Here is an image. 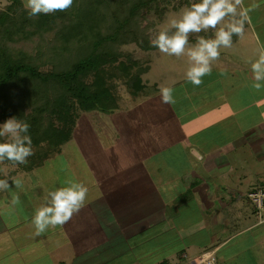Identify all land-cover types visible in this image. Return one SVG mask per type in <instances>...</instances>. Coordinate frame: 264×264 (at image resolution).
<instances>
[{"label":"crops","instance_id":"1","mask_svg":"<svg viewBox=\"0 0 264 264\" xmlns=\"http://www.w3.org/2000/svg\"><path fill=\"white\" fill-rule=\"evenodd\" d=\"M234 58L213 61L218 73L202 79L194 99L189 89L179 92L172 112L145 104L156 89L138 103L118 105L107 124L114 125L111 137L103 120L79 133L81 167L66 172L88 188L84 206L64 225L37 235L31 220L44 203L17 205L1 196L0 247L13 248L20 264H66L71 256L78 264H191L204 253L213 264H228L231 256L241 262L244 252L262 256L264 213L258 215L246 191L264 188V88H253L248 68L239 72L244 81L236 98L215 85V106L212 91L204 96L201 90L218 77L222 86L236 82ZM98 134L102 144L91 152L86 136ZM26 229L32 231L20 233ZM60 239L68 247L56 254Z\"/></svg>","mask_w":264,"mask_h":264},{"label":"rangeland","instance_id":"2","mask_svg":"<svg viewBox=\"0 0 264 264\" xmlns=\"http://www.w3.org/2000/svg\"><path fill=\"white\" fill-rule=\"evenodd\" d=\"M19 1L21 7L25 9L23 7L22 0ZM92 2L93 0H73L72 6L66 11H57L50 14L55 18V21L47 30L38 31V34L33 33L30 37L26 38V40L24 41L25 50L31 54L33 60H40V67L42 69L51 68L56 59L60 60L61 57L65 56V54H75L76 49L80 51V54L83 52V49H81V45L84 39L82 41H77L74 39V41H72L71 43L65 42L63 44L64 48L62 52H55L54 49L58 44H60L61 39L59 33L61 30H64V28H66V25L73 26L78 30L83 29L86 20L92 14ZM192 2H198V0H157L150 4L146 9L136 10L133 13L132 17L129 19L128 27L133 31L146 33L151 40V38L154 37L156 32L165 23L169 15L178 13L183 7L190 5ZM110 3L111 6H109V8L111 10H114V2L111 1ZM242 7L250 9L247 14L248 19L245 20L244 23L243 35L236 37L235 42L232 43V47L220 49V56L223 54L230 57L236 56V58L232 60L234 63H232V70L238 72V74L234 75V77H236V82H233V84L231 83L229 86H225L226 84L224 83V86H222L223 84L221 85V83L223 82V79L218 77L216 79V84L208 83L206 86H203L202 89L199 87V89L204 92V96L207 95L205 93L212 91V93H210V98L213 95V99H215V106L216 97L214 95L216 94H213L215 85H217V88H221L222 90L224 87L225 90L231 91L229 97L236 98L237 88L239 85H241L242 81H244V78L240 80L239 72L244 73L243 71H241V69L245 70L251 68L250 62L255 61L262 53H264V0H243ZM0 9L5 10L9 13H13V3L11 2V0H0ZM239 10L240 9H238V11ZM230 19L231 18H226L220 26H223V24L227 23ZM24 22L28 23L26 20ZM213 31L214 30L210 29L208 32H201L198 34L193 33L190 34L189 37H191V39H194L195 41L198 35L209 38L213 36ZM78 38L79 40H81V37ZM254 39L256 40L255 42ZM5 41H8V39L5 38ZM195 41L193 43L189 42V44H194ZM8 43L13 44L15 47H20L17 41ZM107 48L108 50L113 51L116 54V60L114 62V71L116 76L114 80L117 81L119 89L117 91L120 94L119 105L121 106L133 105L136 103L135 101H137L138 103V100L142 99L146 94H151V92H154L156 89L160 91L163 87H169L173 89V102L169 104V108L167 107L168 104L162 102L160 93L153 98L149 96L145 97V104L149 105L153 112L157 113V108H154L153 105H157V107H159V104H162L163 108H165V110L162 108V112L166 113V111L172 112L173 108L171 107L175 105V103H177V105L179 104L182 97L177 95L179 92L184 91V89H189L186 93H188L190 96L191 94H193V99L194 96H197L201 93L196 88L198 86H195L192 83L188 82L185 77V71L188 67V60L186 56H167L161 53L156 48H139L135 43L128 40L120 41L114 44L109 43ZM37 49H40V52H37ZM126 55L130 59L138 60L141 65L146 63L148 65V69L146 70V72H143L140 75V86L135 90V93H130L128 85L124 84V82L122 81L124 71L123 64L127 61L126 58H128ZM67 56L69 57L72 55ZM43 61L45 62L42 64ZM237 65L238 67L240 66L239 69ZM217 73L218 72H216V70L212 68L210 74L213 75ZM206 76L207 75L202 77V79H205ZM217 88L216 92H218ZM177 97L178 99H176ZM177 105H175V107ZM77 113L78 117L76 120L75 128L73 130L74 133L72 134L75 138H70L73 139L72 142L68 140L64 144L65 147L62 146L57 150L53 149L52 151H50L51 148H48L47 146H45V144L32 145L33 155L27 158V162L25 164H17L14 166V163H10V161H8V163H6L7 161H5V163H0V179H6L9 184V182H11V180H9L11 178V174L13 176L15 175V181H20L19 186L15 184L16 187H14V182L12 186H9L7 189H0V198L1 196L8 195V200L11 197L14 200V198L18 197L17 205L18 203H45V198L48 191L53 190L58 186V188L65 187L67 186V181H73L74 178L71 177V173L66 172V170L76 168L77 164L79 168L81 167L79 160H81L80 158H82V154L79 150V145L76 143V141H79L81 136L79 133L83 132L84 129H93L98 125L97 122L103 120L104 122L106 121L104 125L105 127L103 126L101 128H105L106 130L104 134L106 133L108 135L107 132H109L108 136L111 137L114 127V125L111 124L107 126V124L110 123L111 119H114V110L108 113L99 111H77ZM176 114L178 113L176 112ZM182 121L187 122L185 117L182 119ZM99 136V134L97 138L89 135L86 136V140L91 152V147L93 149H98V145L100 143L102 144L100 140V143L98 142ZM1 141L5 142V138H1ZM99 156L100 155H98V157ZM89 160L90 159H88V162ZM0 203H2V200H0ZM20 211L26 213L28 210L27 207L25 209L21 205ZM11 216L13 215L11 214ZM31 226L33 227V232H36L35 227L33 225ZM32 230L26 229L20 231V233L25 231L31 232ZM47 232H49V228L44 233ZM1 243L2 242H0V244ZM14 243H16V240H14ZM67 247L68 246L66 245V241L64 239H60L59 244L55 247L56 254L59 253L57 252V250H60L61 252L63 251L62 249ZM261 247H264V243L260 246V248ZM46 248L51 250L50 247ZM13 250V248L9 247H0V264H20V262H17V254L15 253L13 255V253L11 252ZM260 251L262 255L260 257L253 254L254 252H244L243 257H241V262L239 263L264 264V249ZM231 257L228 258V264H239L236 260L233 259V256ZM66 261V264H78L79 258L75 256L66 257ZM26 264L32 263L28 262Z\"/></svg>","mask_w":264,"mask_h":264},{"label":"trees","instance_id":"3","mask_svg":"<svg viewBox=\"0 0 264 264\" xmlns=\"http://www.w3.org/2000/svg\"><path fill=\"white\" fill-rule=\"evenodd\" d=\"M111 1L114 10L109 8ZM155 1L93 0L92 14L83 29L66 25L59 33L60 44L54 49L62 52L65 42L84 39L83 52L80 54L76 49L75 54H67L72 56L65 54L60 60L56 59L51 68L42 69L40 60H33L25 50L24 41L33 33L47 30L55 18L50 14L30 17L19 0H11L13 13L0 9V123L11 117L26 121L30 125L28 134L32 145L45 144L52 151L72 137L77 111L108 113L115 110L120 101L114 80L116 54L107 46L128 40L139 48H155L146 33L128 27L136 10L146 9ZM16 41L20 47L8 43ZM194 41L189 37V42ZM126 59L122 81L128 85L130 93H135L140 86V75L146 72L148 65ZM0 142H3L1 138Z\"/></svg>","mask_w":264,"mask_h":264},{"label":"clouds","instance_id":"4","mask_svg":"<svg viewBox=\"0 0 264 264\" xmlns=\"http://www.w3.org/2000/svg\"><path fill=\"white\" fill-rule=\"evenodd\" d=\"M23 7L30 17L51 14L69 9L73 0H22ZM243 0H198L183 7L178 13L169 15L165 23L151 38L150 43L167 56H186L188 67L185 77L195 86L202 83V77L212 71V62L220 57L221 48L232 47V37L243 35L244 23L250 9L243 8ZM238 9H240L238 11ZM239 17V18H238ZM226 18H231L220 26ZM219 26V27H218ZM213 31V36H197L194 44H189L193 33ZM251 63L254 83L259 91L264 88V53ZM173 89L163 87L160 96L163 103L173 102ZM30 125L16 117L6 119L0 124V163L5 160L14 164H25L33 155ZM15 184L19 186L20 181ZM67 186L48 191L45 203L37 208L31 223L36 234H43L49 227L55 228L67 223L84 206L88 188L79 182L67 181ZM9 187L6 179H0V189ZM18 202V197L14 198Z\"/></svg>","mask_w":264,"mask_h":264},{"label":"built area","instance_id":"5","mask_svg":"<svg viewBox=\"0 0 264 264\" xmlns=\"http://www.w3.org/2000/svg\"><path fill=\"white\" fill-rule=\"evenodd\" d=\"M246 197L254 206L259 216L264 213V188H251L246 191ZM191 264H213V256L211 253H204L192 261Z\"/></svg>","mask_w":264,"mask_h":264}]
</instances>
